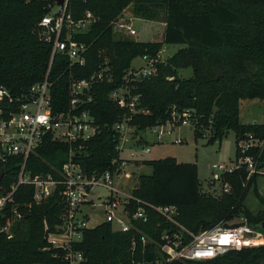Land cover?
I'll return each instance as SVG.
<instances>
[{
    "label": "trees",
    "instance_id": "obj_1",
    "mask_svg": "<svg viewBox=\"0 0 264 264\" xmlns=\"http://www.w3.org/2000/svg\"><path fill=\"white\" fill-rule=\"evenodd\" d=\"M60 0H0V87L13 98H24L32 87L45 80L52 84L54 113L66 110L70 102L73 79H89L94 73L109 69V78L92 88L93 101L87 109L101 127L99 134L87 144L83 156L76 157L84 171L91 175L111 169L119 156L115 124L130 114L118 107L110 94L125 83L133 62L143 56L159 58L163 45H184L167 62L156 65L153 74L134 84L133 92L140 96L141 109L132 117L137 133L166 123L172 110L195 111V134L212 136L221 141L227 131L236 133L238 142L253 134L264 140V124H244L241 102H264V0H69V12L75 21L87 11L97 18L89 29L74 39L85 44L86 63L72 65L61 54L53 58L52 46L39 36V24L52 12ZM124 15L166 24L161 42L142 43L117 38L114 23ZM191 68L189 79L178 77V69ZM8 98L0 101L2 117L15 110ZM258 154L251 149L248 155ZM69 146L46 138L37 152L27 160L26 171L32 177L53 174L58 177L68 162ZM239 156V151L238 155ZM22 160L12 158L5 166L0 182V196L8 193L17 182ZM152 174L141 175L135 197L155 206H176L178 222L193 233L246 216L251 225L261 228L264 212L257 216L245 208L249 190L259 173L247 181L245 170L226 174L224 180L232 186L230 193L203 194L198 166L179 163L175 158L144 161ZM264 168V151L260 160ZM137 184V183H136ZM34 187L22 185L15 202L26 212L32 203ZM257 198H261L258 188ZM56 193L48 202L33 205L26 218L17 223L13 239L0 235V264H62L45 240L44 222L54 229L61 222L64 206ZM132 206V210L137 209ZM161 224V227L158 225ZM143 233L160 241L166 224L156 212L149 210L147 223L135 222ZM135 230L115 232L103 224L84 232L76 249L82 251L87 264H132L130 248ZM142 255V246L135 260L161 258L154 243ZM168 264H264V245L241 251H230L209 261L172 262Z\"/></svg>",
    "mask_w": 264,
    "mask_h": 264
},
{
    "label": "built area",
    "instance_id": "obj_2",
    "mask_svg": "<svg viewBox=\"0 0 264 264\" xmlns=\"http://www.w3.org/2000/svg\"><path fill=\"white\" fill-rule=\"evenodd\" d=\"M68 6L69 0H65L63 5L55 6L57 9L55 13L51 12L42 18L39 36L52 46L53 58L61 54L66 56L72 65L83 66L86 63L85 53L88 47L77 42L74 37L87 31L97 18L92 12L87 11L81 20L75 21ZM116 23L120 32L131 36L137 34L126 19L119 18L114 26ZM142 59L144 65L131 68L125 77L124 85L110 94L118 107L130 114V117L124 118L114 126V132L118 137L119 156L112 161L111 169L91 175L84 171L75 158L84 155L89 141L101 131V127L86 107L93 101V86L103 83L110 77L108 68L94 73L89 79H73L70 85L69 106L60 113L53 112L52 84L48 79L35 84L30 95L24 98H13L7 90L0 87V101L8 98L10 107L17 105L7 117L0 119V174L2 170L5 171L4 166L12 158L22 160L17 182L8 193L0 196V235L13 239L14 226L26 218L32 206L46 203L58 193L61 199L59 203L64 206L61 222L51 229L45 220V240L48 246L43 250L54 251L55 257L59 258L62 264H87L85 254L77 250L76 245L82 242L85 230L95 228L90 226L89 210L97 209L102 210L105 218L104 222L97 226L110 224L115 232L135 230L139 234V239L133 238L131 242L132 264L209 261L230 251L264 245V234L257 230L258 227L251 225L246 216L241 215L210 229L193 233L178 222L179 212L176 206H155L133 194L136 188L131 169L133 161L130 162L128 158L122 156L127 143H131V147L135 149L141 139L136 134L137 127L131 124L132 117L141 110L140 96L134 94L133 87L135 83L151 76L156 65L162 62L160 55L158 59L147 55ZM192 112L190 109L178 111L174 108L166 123L149 127L144 132H150L159 143H162L177 128L193 125L195 129V111ZM2 114L3 111L0 110V115ZM49 137L54 142L69 146L68 162L63 165L58 177L51 173L32 177L26 171L27 160ZM239 142V156L236 161L232 164L212 166L213 182H223L221 193H230L232 190L231 184L224 180L226 174L245 170L246 187L252 177L260 172L258 166L264 151V140L249 134ZM175 143L181 144L183 140L176 139ZM251 149H257L258 154L249 156L248 152ZM137 152L145 155L150 152V148L143 146ZM132 154H135L134 151ZM22 185L34 187L33 200L26 206V212H23L15 202V194ZM98 189H103L106 193H100ZM134 204L138 206L135 211L132 210ZM149 210L159 214L166 224L174 226L164 229L158 242L134 225L135 222L147 223ZM158 226L161 227V224ZM150 243L155 244L161 258L153 261L145 258L135 260L139 244L145 257L149 252Z\"/></svg>",
    "mask_w": 264,
    "mask_h": 264
},
{
    "label": "rangeland",
    "instance_id": "obj_3",
    "mask_svg": "<svg viewBox=\"0 0 264 264\" xmlns=\"http://www.w3.org/2000/svg\"><path fill=\"white\" fill-rule=\"evenodd\" d=\"M56 11V8L52 10L53 13ZM121 19H126L133 29L137 31V34L131 36L120 32L117 30L119 28L116 23L114 31L117 38L130 39L142 43L162 41L166 27L165 23L160 21H147L136 18L132 15H124ZM182 48H184V45H163L159 54L160 61H162L161 63L167 62ZM143 65V59L138 58L133 62L132 68H139ZM192 76L193 70L191 68L178 69L179 78L189 79ZM190 111L192 112L193 110ZM241 121L244 124H264V102L259 100L242 101ZM136 134L141 137L137 144L138 146H135L134 149L131 147V143H127L128 145L125 147L126 150L122 153L123 157L128 158L130 162L133 161L131 169L134 174V182L138 183V179L141 175L152 174V168L143 164L144 161L175 158L179 163L197 164L198 177L201 184L200 192L211 195H220L221 187L223 185V182H213L214 171L212 166L214 164H232L238 157V146L240 145L236 133L232 130L227 131L221 141H211L212 136L208 133H205L202 137H196L193 125L175 129V131L170 136H167L162 143H159L156 137L151 135L148 131L139 133L136 132ZM176 139L183 140V143L176 144ZM143 146L150 148V152L148 154L143 155L141 152H137ZM133 151L135 154H132ZM258 171L260 172L256 183L249 190L245 201V208L255 216H257L260 212H264V168H260V163ZM256 188H258L261 198L256 197ZM98 192L103 194L106 193L103 189H98ZM89 211L91 213V227H96L100 223L104 222L105 218L102 210L97 209L96 211ZM257 230L264 234L263 229L257 228Z\"/></svg>",
    "mask_w": 264,
    "mask_h": 264
},
{
    "label": "water",
    "instance_id": "obj_4",
    "mask_svg": "<svg viewBox=\"0 0 264 264\" xmlns=\"http://www.w3.org/2000/svg\"><path fill=\"white\" fill-rule=\"evenodd\" d=\"M64 1H65V0H60L59 3H58V5H59V6L63 5ZM4 174H5V171L2 170V172H1V174H0V182H1V180H2V178H3V176H4ZM138 187H139V184L137 183V184H136V188H138ZM261 229L264 230V223H263V225L261 226Z\"/></svg>",
    "mask_w": 264,
    "mask_h": 264
}]
</instances>
